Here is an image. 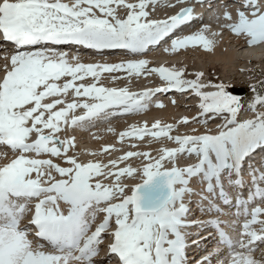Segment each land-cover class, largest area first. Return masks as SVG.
I'll list each match as a JSON object with an SVG mask.
<instances>
[{"label":"snow or ice","instance_id":"6c2138e0","mask_svg":"<svg viewBox=\"0 0 264 264\" xmlns=\"http://www.w3.org/2000/svg\"><path fill=\"white\" fill-rule=\"evenodd\" d=\"M159 3L0 0V34L16 49L10 63L9 57H3L5 75L0 78V146L13 157L0 164V264H95L105 234L113 237L109 255L114 264H189L187 238L192 233L187 229L209 225L216 229L217 247L198 264H208L213 256L225 253L220 264H264V166L250 163L257 150L264 149V110H257L258 105L264 106V95L257 93L256 86H251L255 99L249 105L255 116L240 121L241 99L224 83H204L203 71L195 79H186V68L151 67L144 58L85 64L78 56L70 58L49 47L123 49L141 56L170 40L165 52L179 54L196 47L214 52L220 32L211 31L210 25L192 34L175 35L198 19L193 7L152 19L149 5L155 11ZM121 8L126 10L123 17L118 15ZM215 19L219 21L221 15ZM223 20L222 28L247 37L249 46L264 45V0H243L236 16L225 9ZM246 70L251 71L240 69ZM105 73L113 80L121 78L118 73L128 77L158 74L167 86L139 92L105 87L100 83ZM88 78L93 82L84 83ZM208 88L215 90L204 91ZM170 90L191 91L199 97L201 116L224 117L219 132L173 135L177 125L156 121L149 127L145 121L142 127L132 125L120 132L119 140L143 141L150 136L178 147H161L157 155L127 151L108 164L81 162L69 154L77 147L69 128L75 131L117 114L145 112L156 93ZM155 106L165 107L163 103ZM189 123L188 117L179 121L180 125ZM111 148L105 146L103 152ZM184 155L194 156L197 162L178 166ZM6 156L0 152V159ZM135 158L142 159V166L129 163ZM245 168L250 180L245 179ZM101 177L112 182L106 184ZM137 177L140 182L133 185L122 179ZM193 180L201 187L194 188ZM189 199L198 201L202 211L214 218H190ZM221 204L235 205L234 219H220L228 214ZM101 213L103 219L97 223ZM30 235L46 242L47 248L45 243L34 244Z\"/></svg>","mask_w":264,"mask_h":264},{"label":"bare ground","instance_id":"6f19581e","mask_svg":"<svg viewBox=\"0 0 264 264\" xmlns=\"http://www.w3.org/2000/svg\"><path fill=\"white\" fill-rule=\"evenodd\" d=\"M129 2H135V0H129ZM243 0H204L203 3H196L195 0H188L187 3L179 4L177 0H161V3L155 6V11H153V6L149 5V11L152 13L151 18L157 19L159 16L165 15H175L183 6H186L188 3H193L191 7L195 9V14L198 16V19L178 31L176 36H183L187 34H192L195 31L199 30L203 25H210L211 31L220 32V36L217 39V46L214 52H206L202 50L201 47H196L195 49L189 48L187 50H181L179 54L165 52L164 48L170 46V40L162 42L161 45L153 46L147 53L137 56L132 53H129L127 50L123 49H109L103 51H97L93 49H88L83 46L78 45H60V46H49L54 47L55 50L60 52L68 53L69 57L80 58V62L85 64H100V63H120L130 59H139L144 58L150 61L151 67H181L189 66L191 69L192 77L185 75L186 79H195V74L197 72L203 71L205 76L203 78L204 83L218 84L216 77H212L211 68L220 67L222 69L221 73L225 80L234 81L246 80L250 78V72L252 71H243L240 69H249L250 65L254 62H257L261 68L264 69V45H253L249 46L246 43L247 37L245 36H236L230 31L222 28V24L226 23L223 20V12L225 9L230 11L233 16H236L237 10L241 8ZM168 4H176V7H168ZM126 10L123 8L118 9V15L124 16ZM220 14L221 19L217 21L215 19L216 15ZM210 35V34H209ZM3 43V42H2ZM23 51L35 50V49H22ZM88 51L91 54L98 57L90 58L84 54H77L75 51ZM15 47L10 45L6 46L5 43L0 45V75H5L3 71L4 60L3 57H10L15 54ZM182 68V67H181ZM184 68V67H183ZM219 69V68H218ZM220 69V70H221ZM217 71V69H216ZM215 71V72H216ZM213 72V71H212ZM214 73V72H213ZM220 73V72H219ZM121 78L118 80H113L110 74L105 73L101 77L100 83L105 87H116V88H128L130 91L139 92L144 91L150 88H159L166 87L167 84L163 81L158 74L146 75L142 77H128L126 73H118ZM92 79L88 78L84 81L86 84L92 83ZM79 83V82H78ZM213 88L204 89V91H214ZM184 94L176 90H170L167 92L156 93L152 98V103L145 112L141 113H127V114H117L111 117L109 120H99L93 122V124L88 125L86 128H77L73 131L71 128L67 130L69 135H74L77 141V147L70 150V155L77 153L76 157L81 162H102L108 164L112 159H118L120 156L124 155L127 151H146L149 149L153 155L158 154V149L161 147H175V143L168 141L166 139H161L159 141H152L150 136H146L143 141L138 139H129L125 138L123 142L119 140V133L130 129L132 125L137 127H142L144 122L147 121L149 127L152 126L156 121H160L161 124H175L177 127L173 132L177 135L179 133H193L192 130L196 129L197 134H217L220 130L218 125V120L214 119L216 116L211 114L208 116H199L191 117L190 112L194 109V103L199 105V97L195 96L191 91L186 92L187 98L184 101H180L179 97ZM175 100L176 103L173 104L172 101ZM157 103H163L165 107L157 108L155 105ZM250 104H245L244 114L251 115L255 114L250 108ZM263 106L258 105L257 110ZM83 110H80L77 114H81ZM122 112V110H121ZM188 117L191 123L187 125H180L179 121ZM111 127L114 129V132H109L107 129ZM63 138V136L61 137ZM135 144L137 147H132ZM158 144V145H157ZM160 144V145H159ZM150 145V147H147ZM105 146H112L109 153H104L103 148ZM139 148V149H138ZM0 152L10 154L6 151V147L0 146ZM92 153H97V155H92ZM186 157V156H185ZM185 157H179L177 163L178 166H186L190 161H184ZM3 159H0L2 161ZM56 163L61 164V166L67 167L68 165L64 163L62 159H55ZM133 166L139 167L142 166V159L135 158L132 161ZM250 163L260 167L264 166V149L257 150V152L251 157ZM124 167V164L120 165ZM167 167H171V164H166ZM244 176L246 180H250L248 175V169H244ZM104 183L109 184L112 182V179L104 180L103 177L100 178ZM124 182L133 185L139 183L140 179L131 178H122ZM192 186L194 188H200V184L197 180L192 181ZM130 193V189H129ZM247 195V192L244 193ZM192 202H196L198 207L196 208L197 215L192 217L196 221H207L214 218V214L205 213L202 211L199 206L198 201L191 199ZM190 206V205H189ZM222 206V205H221ZM61 207H66V205L61 204ZM195 207V206H194ZM224 208L226 215L220 217V219L228 221L234 219L233 213L235 212V205L232 206H222ZM66 210V209H65ZM104 214H98L97 223L102 221ZM198 218V219H197ZM264 218V217H262ZM27 222V220L25 221ZM243 218L241 217V223ZM114 227V225H113ZM258 227V226H257ZM195 232L202 230L201 236L196 235L194 240H201L202 237L205 240L203 247L201 248V254L199 259H202L204 256L213 253L217 247V232L216 229L212 226L207 227H195ZM231 231L230 229H226ZM111 235L105 234L103 236V243L100 246L99 255L95 258V264H113L114 260L109 255V245L111 243ZM30 239H33L34 244L42 243L34 235H30ZM206 238V239H205ZM200 244V243H199ZM46 245V244H45ZM47 248V245H46ZM260 253L257 252V256ZM227 253L224 255L213 256L208 264H220V261L226 259ZM191 258V256H189ZM199 259L197 261L198 264ZM189 262V261H188Z\"/></svg>","mask_w":264,"mask_h":264},{"label":"rangeland","instance_id":"374dc122","mask_svg":"<svg viewBox=\"0 0 264 264\" xmlns=\"http://www.w3.org/2000/svg\"><path fill=\"white\" fill-rule=\"evenodd\" d=\"M182 68H186L187 71L185 75H188L189 77L193 78V75L190 74L191 69L189 66H181ZM178 67V68H181ZM219 68V69H218ZM217 69V71H216ZM220 67H216L214 69L211 68V76L216 77L219 83H225L226 85L229 86V91L231 94L239 97L242 101V105L245 106L244 104H251V102L255 99V94L252 91L251 86L255 85L256 86V91L260 95H264V69L260 67V65L257 62H254L250 65L249 69L252 71L250 72V78L251 79H246V80H225L224 77L222 76V69L220 70ZM214 73H213V72ZM216 71V72H215ZM220 72V73H219ZM195 77V76H194ZM235 90H242L243 94H238L233 91ZM263 108V107H262ZM244 110V109H243ZM191 134H197V133H191ZM73 155H78L77 153H73Z\"/></svg>","mask_w":264,"mask_h":264},{"label":"water","instance_id":"95a60500","mask_svg":"<svg viewBox=\"0 0 264 264\" xmlns=\"http://www.w3.org/2000/svg\"><path fill=\"white\" fill-rule=\"evenodd\" d=\"M233 91H234L235 93H238V94H243V91H242V90H235V89H233Z\"/></svg>","mask_w":264,"mask_h":264}]
</instances>
